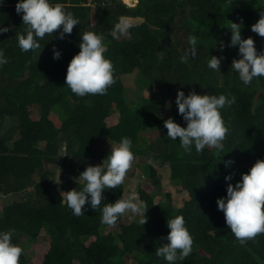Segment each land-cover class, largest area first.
<instances>
[{
  "label": "trees",
  "instance_id": "obj_1",
  "mask_svg": "<svg viewBox=\"0 0 264 264\" xmlns=\"http://www.w3.org/2000/svg\"><path fill=\"white\" fill-rule=\"evenodd\" d=\"M17 2L0 5V24L9 28L0 34L8 61L0 67V231L15 230L13 243L23 249L20 264H35L33 255L38 264H127V255H134L136 264H168L155 251L168 243L167 219L176 215L184 217L193 238L191 254L176 264H264V234L241 246L216 203L226 196V175H233L235 185L257 160H264V77L244 85L231 69L233 59L240 58L238 47L219 50L221 41L230 43V21L242 20V38H253L257 50L264 51V37L251 30L264 12V0H137L134 6L122 0H52L80 24L63 40L59 31L46 34L40 49L28 52L20 50L16 39L25 29L22 14L15 11ZM122 16L132 26L114 38L111 32ZM86 31L103 34L105 55L114 65L115 83L106 95L79 97L65 83L68 64ZM189 35L198 37L196 55L182 63ZM53 46L62 53L59 59H53ZM211 56L224 57L221 73L208 68ZM135 71L147 79L150 95L129 103L122 76ZM178 90L236 98L221 110L229 127L223 152L205 148L197 153L193 146L189 155L179 138H167L164 121L169 117L186 126L175 104ZM114 112L117 122L107 125ZM54 117L61 119L59 126ZM8 119L15 124L6 126ZM152 128L161 135L145 143L153 161L167 166L169 181L184 194L182 205L173 204L170 192L155 203L140 186L138 201L147 209L146 217L128 223L121 218L114 229L101 222V209L121 198L123 183L105 190L101 209L86 205L84 215H73L60 193L79 189L72 176L78 177L88 160L104 159L99 141L117 144L129 137L134 154H143L137 142ZM61 149L65 156L58 158ZM225 161L234 163L226 167ZM48 165L62 169L61 184L51 181L56 171ZM143 168L148 184L161 191L157 168L152 163ZM29 186L33 189L26 192ZM25 249H31L30 258Z\"/></svg>",
  "mask_w": 264,
  "mask_h": 264
},
{
  "label": "clouds",
  "instance_id": "obj_2",
  "mask_svg": "<svg viewBox=\"0 0 264 264\" xmlns=\"http://www.w3.org/2000/svg\"><path fill=\"white\" fill-rule=\"evenodd\" d=\"M230 3L231 0H228ZM4 0H0V5ZM18 15L22 14L24 33H17L16 39L22 52L40 49V41L47 35L59 31V39L71 35L74 26L80 24L79 18L66 10L62 3H53L52 0H18L15 5ZM127 17H120L114 25L111 35L116 38L125 34L131 28ZM243 23L230 21V43L225 45L221 41L219 50L223 52L225 46L238 47L239 59H233L231 69L238 73L240 81L249 85L259 77H264V51H258L253 38H242ZM251 30L260 37H264V12L258 22L252 25ZM9 31L8 27L0 24V34ZM81 36L79 52L74 55L68 64L65 83L71 92L79 97L86 95H106L108 89L115 83V69L112 61L106 57L107 45L103 34L95 31H86ZM189 48L181 56V62L187 63L190 57L196 55L198 37L189 35ZM53 59H59L61 51L55 46L52 49ZM223 56H211L208 59V68L220 72ZM5 50L0 48V67L7 63ZM221 73V72H220ZM236 102L234 96L224 94L210 95L198 94L195 91L187 95L178 90L175 104L178 114L182 116L186 126H181L174 118L169 117L164 121L167 129V138L176 141L184 152L191 154L194 146L197 153H202L205 148H214L218 152L224 150V140L229 132V127L222 118L221 110L230 107ZM170 108L171 105L169 104ZM133 143L129 137L111 145L110 154L100 165H89L74 178L79 189L73 188L60 193L61 202L72 210L73 215L81 216L87 211L86 205L91 209H101L105 200L103 193L107 189H115L124 183L127 171L137 159L132 151ZM65 156L63 149L58 156ZM57 158V159H58ZM228 167L234 161H225ZM62 169L56 167L55 183L61 184ZM227 182L226 196L217 199L218 210L224 214L226 225L234 234L241 246L259 234H264V160H257L247 173L241 174V179L233 185V175L224 177ZM144 217L145 206L136 199V193L121 195L114 203H108L101 209V222L108 226H116L117 222L129 214L140 213ZM147 221L141 220L144 225ZM168 243L158 247L155 254L163 257L168 264L184 261L192 252L193 238L186 227L182 215L167 219ZM14 229L0 231V264H20L23 249L13 243Z\"/></svg>",
  "mask_w": 264,
  "mask_h": 264
},
{
  "label": "rangeland",
  "instance_id": "obj_3",
  "mask_svg": "<svg viewBox=\"0 0 264 264\" xmlns=\"http://www.w3.org/2000/svg\"><path fill=\"white\" fill-rule=\"evenodd\" d=\"M127 5L134 6L135 4L133 5L132 3H127ZM261 43L264 44L263 39L261 40ZM122 81L125 87V97L127 99V102L137 103L141 100L142 97H147L150 95V91L148 89V85H149L148 81L139 72L135 71L131 74L122 76ZM117 114H118L117 112H114L109 118H107L106 120L107 125H113L114 123H116L117 117H118ZM56 117H54V120L57 126H59L61 119L60 118L57 119ZM14 124L15 122L13 120L11 119L6 120V126L10 127ZM153 130L154 129L152 128L149 132H145L143 136L140 137L139 141L137 142L136 146L140 148L141 150H143L144 153L143 154L135 153V156L137 157V159L133 162L131 168L126 173L125 180H124L125 192L123 195L127 196L131 192H135L136 199L138 200L137 188L140 186H144L152 194L155 203L164 201L165 197L163 193L170 192L173 196V204L176 207H178L182 205L184 194L179 192L178 188L175 185L171 184V182L169 181V170L167 166L159 167L158 163L153 161V159L151 158V151L148 149V146L145 143V141L150 138L152 140V139L160 137L161 133L157 131H153ZM155 143L153 144L152 150H154L155 148ZM161 143L164 144V142H161ZM111 145H115V143L105 138L99 141L100 154L103 156L104 159L107 157L108 154H110ZM161 146H164V145H161ZM104 159L88 160L87 164L88 166L89 165H93V166L100 165L102 164ZM147 163H152L157 168L158 174L161 177V181L163 184L161 191L159 188H156V187L154 188L153 186H151V184H148V181L146 179L147 175L143 168V166ZM57 164L60 165L61 163L58 162ZM56 167H59V166H56ZM56 167L52 165L51 166L48 165L46 168L49 171H56ZM35 177H37V175ZM73 177L74 176H72V179L75 181ZM55 178H56V174H55ZM51 181L52 182L55 181L54 177L51 178ZM32 189H33V186H29L26 192H29ZM57 189L60 190L59 186H57ZM142 212L143 210L140 213L129 214L128 216L123 217L121 220L123 223L131 222L132 220L136 218H141ZM118 227L119 225L117 224L113 228L115 229ZM43 234H45V230L42 231V235ZM30 250L31 249L24 250V255H26L28 258L32 256L30 253ZM125 259L127 261V264H136L134 255L132 256L127 255L125 256ZM33 262L35 264H38L39 258L33 255Z\"/></svg>",
  "mask_w": 264,
  "mask_h": 264
},
{
  "label": "bare ground",
  "instance_id": "obj_4",
  "mask_svg": "<svg viewBox=\"0 0 264 264\" xmlns=\"http://www.w3.org/2000/svg\"><path fill=\"white\" fill-rule=\"evenodd\" d=\"M125 2L124 3H132L133 5L136 3V1L135 0H124Z\"/></svg>",
  "mask_w": 264,
  "mask_h": 264
},
{
  "label": "crops",
  "instance_id": "obj_5",
  "mask_svg": "<svg viewBox=\"0 0 264 264\" xmlns=\"http://www.w3.org/2000/svg\"><path fill=\"white\" fill-rule=\"evenodd\" d=\"M123 1V0H122ZM135 1H137V0H135ZM124 2V1H123ZM126 5H127V3H125ZM137 4V2L135 3V5ZM117 122V121H116Z\"/></svg>",
  "mask_w": 264,
  "mask_h": 264
},
{
  "label": "built area",
  "instance_id": "obj_6",
  "mask_svg": "<svg viewBox=\"0 0 264 264\" xmlns=\"http://www.w3.org/2000/svg\"><path fill=\"white\" fill-rule=\"evenodd\" d=\"M128 6V5H127Z\"/></svg>",
  "mask_w": 264,
  "mask_h": 264
},
{
  "label": "water",
  "instance_id": "obj_7",
  "mask_svg": "<svg viewBox=\"0 0 264 264\" xmlns=\"http://www.w3.org/2000/svg\"><path fill=\"white\" fill-rule=\"evenodd\" d=\"M137 2V1H136Z\"/></svg>",
  "mask_w": 264,
  "mask_h": 264
}]
</instances>
